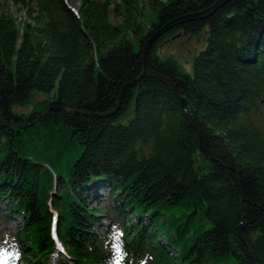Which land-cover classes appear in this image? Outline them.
<instances>
[{
	"label": "trees",
	"instance_id": "16d2710c",
	"mask_svg": "<svg viewBox=\"0 0 264 264\" xmlns=\"http://www.w3.org/2000/svg\"><path fill=\"white\" fill-rule=\"evenodd\" d=\"M13 1L27 19L0 0V251L19 248L23 264H117L115 237L123 264H264V0H230L152 44L150 68L178 93L141 76L144 48L219 0ZM179 37L202 44L191 73L158 55ZM36 91L48 95L41 110L14 111ZM38 117L26 128L35 149L3 125ZM180 208L184 219L167 217Z\"/></svg>",
	"mask_w": 264,
	"mask_h": 264
},
{
	"label": "rangeland",
	"instance_id": "374dc122",
	"mask_svg": "<svg viewBox=\"0 0 264 264\" xmlns=\"http://www.w3.org/2000/svg\"><path fill=\"white\" fill-rule=\"evenodd\" d=\"M2 2L5 4L6 10L8 12L15 14V16L18 18V22L23 19H27L25 9L22 7L20 3H15L13 0H2ZM65 2L71 9L75 11L78 9L80 5V0H65ZM110 19L115 24L120 22V19H118L112 12H111ZM201 46L202 44L199 45V42H197L195 38L192 39L191 41V40H186L185 38L179 37L173 40H169L163 47H161L158 55L162 59H166L167 57H171L175 59L178 66L181 69L191 73L193 58L195 55H197ZM47 98H48V95L45 94L44 92L36 91L34 99L31 100L26 106L15 105L13 109L14 111L19 112V113H29L32 110H41L42 104L37 103V101L44 100ZM55 127H57V125H55ZM23 130H26V129H23ZM35 130H36L35 127H32V128L27 129L26 130L27 132L24 133L23 136H20V135L17 136L18 138L22 137L21 143L23 145L29 146L31 149H35L36 148L35 144L39 142V140H34V138L39 137V134H37ZM40 138H43V136H40ZM81 147L83 146L81 145ZM81 147L80 145H77L75 147V150H77V154L80 152ZM103 193L105 194L104 205L111 206L113 202L108 196L109 195L108 191H103ZM8 207L9 206L6 203H3L1 205L2 211L7 209ZM187 213H188V210L180 208L178 210L168 212L167 217H171V216L179 217L180 218L179 220L181 221L182 219L185 218ZM101 217H102V224H101L102 229L107 230L108 225H110L109 217L106 214H103ZM20 220H21L20 216H16L14 217L13 221L3 222L1 225V228H11V230H13L14 227L16 226V223ZM198 223L202 229H206L210 226V224L206 220L201 210L198 213ZM111 243L114 246L113 248L117 256V261H119V264H123L125 260V256H124L122 247L120 246L119 242L116 241L115 237L113 238ZM19 256H20L19 248H15V252L11 251L9 253H6V251L4 252V250H2L0 251V264H23ZM221 264H238V261L236 260L235 257L229 256L225 261L221 262Z\"/></svg>",
	"mask_w": 264,
	"mask_h": 264
},
{
	"label": "water",
	"instance_id": "95a60500",
	"mask_svg": "<svg viewBox=\"0 0 264 264\" xmlns=\"http://www.w3.org/2000/svg\"><path fill=\"white\" fill-rule=\"evenodd\" d=\"M230 0H219L216 4H214L213 6L209 7L208 9H206L205 11H202L200 13H197V14H193V15H188V16H184V17H181V18H178V19H175V20H172L171 22H169L168 24H166L163 28H161L160 30H158L149 40V42L146 44L145 48H144V59H143V64H144V70H143V73L141 76H144L146 74H150L152 76H155L161 80H163L165 83H167L169 85V87L176 93H178V91L176 90L174 84L169 80L167 79L166 77H164L163 75L161 74H158V73H155L149 66L148 64V55H149V51H150V48L152 46V44L163 34L165 33L167 30L171 29L172 27L176 26L177 24H180V23H183L185 21H188V20H192V19H200V18H205V17H208L210 15H212L216 10H218L220 7H222L223 5H225L227 2H229ZM175 39V38H174ZM182 102H183V105L185 106V102H186V99L185 98H182ZM119 105H120V102H119ZM118 105V106H119ZM80 111V110H79ZM40 119V117H38L36 120L32 121V122H25V123H22V124H16V123H9V124H3L5 126L7 125H13V126H16L17 128H23V129H26L32 125H34L38 120ZM202 149L204 150V152L207 154V155H211L214 159L216 160H220L219 158H216L213 156L212 153H210L209 151H207L206 149H204L202 147Z\"/></svg>",
	"mask_w": 264,
	"mask_h": 264
},
{
	"label": "snow or ice",
	"instance_id": "6c2138e0",
	"mask_svg": "<svg viewBox=\"0 0 264 264\" xmlns=\"http://www.w3.org/2000/svg\"><path fill=\"white\" fill-rule=\"evenodd\" d=\"M117 264H119V261H117Z\"/></svg>",
	"mask_w": 264,
	"mask_h": 264
}]
</instances>
